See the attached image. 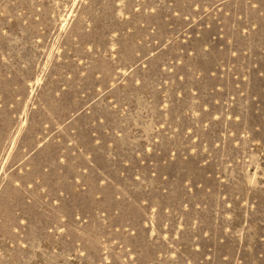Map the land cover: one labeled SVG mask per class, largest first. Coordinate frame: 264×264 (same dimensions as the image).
I'll use <instances>...</instances> for the list:
<instances>
[{"label": "rangeland", "instance_id": "rangeland-1", "mask_svg": "<svg viewBox=\"0 0 264 264\" xmlns=\"http://www.w3.org/2000/svg\"><path fill=\"white\" fill-rule=\"evenodd\" d=\"M0 264H264V0H0Z\"/></svg>", "mask_w": 264, "mask_h": 264}]
</instances>
